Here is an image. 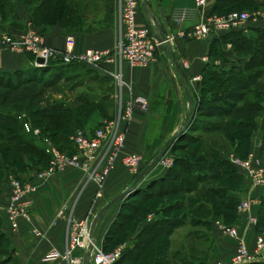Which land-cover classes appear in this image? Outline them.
<instances>
[{
  "label": "rangeland",
  "instance_id": "1",
  "mask_svg": "<svg viewBox=\"0 0 264 264\" xmlns=\"http://www.w3.org/2000/svg\"><path fill=\"white\" fill-rule=\"evenodd\" d=\"M64 3H66L65 7L62 5ZM21 8H24L23 13ZM255 8H264V0H252L248 5L237 4L232 11H251ZM139 9H142L141 0H139ZM118 10L119 0H45V2L44 0H0V27L2 24L16 25L22 13V15L31 17V22L28 21V23L32 26L20 34L11 35L18 36L28 30H34L45 37L39 27L55 24L59 21L70 33L80 31L93 32L98 28L108 29L112 24L117 26ZM260 24L262 26L258 27L248 24L243 28L239 27L237 30H233L235 33L222 35L220 41L218 40V43L214 44L212 64L216 68H231L234 65L243 66L249 59H253L246 51H236L238 46L234 48L232 39L236 33L249 35L252 38L254 47L264 49V40H262L263 38L260 39L261 36H264V21ZM1 40L3 41V39ZM257 56L262 58L263 55L258 52ZM257 60L255 59V61ZM53 66L56 67L58 65L54 64ZM60 68L55 69L54 73L63 75V78H68H64L59 82L55 90L56 93H51V97L55 101L63 102L66 106H70L73 112L81 109L80 106L73 104L78 96L82 95L84 98L91 99L92 103H90L88 109L98 111L96 106L101 105L99 98L103 94L107 95L110 93L112 85L114 87L113 91L115 90L116 84L113 83L114 81L97 78V74H92L90 70H87L86 65L84 67L82 65L76 68L73 67L69 70ZM255 70H260L261 76H259L258 83L252 86L251 90L253 92H245V95L257 100L263 106L262 114L257 119V122L262 124L264 122V64L257 66ZM94 71L97 72L96 69ZM47 75H51L49 71L46 73ZM200 84L201 81L199 80L194 83L196 86H200ZM104 105L106 107L109 105L107 107L108 114H103L100 111L96 112L97 115L95 117L99 116L97 117L98 120L104 119L103 116L106 115H108L107 117L115 115L113 111L117 107L116 104L114 108L110 102ZM19 113L21 115L26 113L32 119L29 109ZM73 119H76V123L87 131L94 130L95 127L99 126H97L98 120H90L88 114L83 117L75 115ZM203 119V123L206 121L214 123L220 121L221 118L203 116ZM56 121H59L58 118L52 119L54 125ZM69 121L71 120H65L64 123H61L67 126ZM46 123H34V125L35 128L42 129L45 128ZM76 123L67 133L72 132ZM63 124L64 128L65 125ZM17 131L23 135L21 128ZM188 133L187 135H191L190 138L177 141L180 146L174 150L170 148L166 153L174 158V164L172 165L174 174L167 180L176 185L175 189L179 193L172 192L173 190L167 193L166 191L170 187L167 188L168 183L165 182L161 183L153 191L162 190L166 194L160 195L153 200H151L153 197L149 199L148 196L151 195L152 190L147 189L149 181H146V178L148 174L139 182L129 197L119 201L107 212V218L103 217L101 219L97 232L98 244L103 247L106 245V248L110 251L123 244L126 245L123 248L122 255L125 254L123 258L121 257L122 259L119 260L118 264H192L194 263L192 257L199 259L200 256L195 253L200 248L195 241H208L209 224L212 219L214 220V215L220 216L222 211L233 212L234 207L241 203L239 194L245 175L231 164L230 158L234 155L239 157H247L249 155L244 147L247 131L241 127L236 135L232 137L212 132L214 134L211 137L208 136L207 140L204 139L206 132L202 130H192ZM27 137L29 142L30 140L32 141V146L29 145L27 154H14L12 151L9 154H4L7 146L0 141V159L4 158L7 164H12L8 166L14 168V173H9L8 177L6 176L7 183H9L10 176L19 175L16 173L20 169L33 171L44 166V153L41 150V141ZM71 144L68 138V145ZM160 160L152 169L159 167L162 170L161 176L167 175V170L164 169ZM175 160L183 164H178ZM149 161H145V165ZM185 161L187 164L184 163ZM200 163L207 167L212 165V172L202 169ZM1 167L0 165V170ZM210 174L217 175L213 177L215 180L207 179ZM137 189L142 192L140 194L135 193ZM180 189L184 191H180ZM194 189H196L194 192H189ZM197 202L198 209H200L201 202L204 203L203 210H196L195 204ZM126 225L129 226L126 227ZM120 227H123V230L115 239L108 238L112 230ZM7 249V254L11 253V247ZM5 258L6 253L0 256V264H18L14 256L9 261L2 262Z\"/></svg>",
  "mask_w": 264,
  "mask_h": 264
},
{
  "label": "crops",
  "instance_id": "2",
  "mask_svg": "<svg viewBox=\"0 0 264 264\" xmlns=\"http://www.w3.org/2000/svg\"><path fill=\"white\" fill-rule=\"evenodd\" d=\"M217 0H209L194 21L176 24L172 21V11L176 7H190L194 0H150L152 9L157 18L163 23L168 31L169 46L178 56L182 63L191 87L200 94V86L194 85L197 75H202L208 63H212L210 55L212 44L225 34L224 31H213L204 40H196L186 36L185 30L194 24L204 21L211 14L213 5ZM24 12V8H21ZM20 14L16 25H3L0 27V36L3 33L20 34L32 25L30 16ZM118 18V17H117ZM147 18L143 7L139 9L137 24H146ZM108 29L98 28L93 32L80 31L70 33L61 23L39 27L44 35L47 45L60 51L67 50V38H74L73 51L80 53L87 48L113 49L118 41V21ZM0 38V71L26 70L33 67L32 55L29 53L15 52L10 50ZM118 64L104 63L97 70L99 75L108 77L112 82L109 71L115 70ZM124 89L123 99L143 98L149 103L147 111L137 108L130 123L128 124L125 150L130 153H139L143 156V162L154 157L164 144L186 123L189 113V100L182 80L180 79L171 56L163 49L157 51L156 60L143 67H133L126 61L123 62ZM114 83V82H113ZM113 91L114 103L116 97ZM116 112V107L113 113ZM259 119V118H258ZM262 126V127H261ZM214 133L206 132L204 139ZM248 154L262 156L264 158V122H256V127L251 131L249 138ZM164 167V166H163ZM167 170V168L164 167ZM13 167H6L0 171V220L3 221L2 229L6 237L16 249L19 264H57L56 261H46L44 258L52 251H64L67 241V219L58 216L62 204L67 202V210L74 203V215L83 219L95 213L107 204L115 195L129 187L135 175L125 167L120 160L101 188L102 196L98 197L99 186L93 180L86 181L83 171L70 168L60 174L46 179H36L37 191L31 195L33 206L31 218L21 219L19 228L14 231L8 221L7 206L9 204L10 186L7 183L9 173H14ZM38 168L33 171L20 169L16 174L24 178L33 177ZM159 167L152 169L146 181L157 179L161 176ZM164 173V171H163ZM7 176V177H6ZM241 202L248 197H253L255 202L249 211L235 214L222 211L219 219H212L209 224V239L195 241L200 246L196 254L199 259L192 257L194 264H212L217 260H229L236 252L238 239L224 233L216 225V220L235 226L242 234H245L246 244L250 249L254 247V241L258 232L257 225H247L250 214L257 217L262 212L264 201V187L250 188L245 177L240 194ZM156 197H153V200ZM197 204V203H196ZM197 211H199L198 206ZM64 210V214L67 213ZM108 213H106L107 215ZM230 214V216H229ZM106 215L104 218H107ZM104 220V219H103ZM129 225H126L128 227ZM260 228H263L264 226ZM123 229L118 231V235ZM98 244V242H97ZM124 245V244H123ZM99 247L100 246L98 244ZM126 246V245H124ZM82 250H76L74 257L83 256ZM62 264H65L61 260Z\"/></svg>",
  "mask_w": 264,
  "mask_h": 264
},
{
  "label": "built area",
  "instance_id": "3",
  "mask_svg": "<svg viewBox=\"0 0 264 264\" xmlns=\"http://www.w3.org/2000/svg\"><path fill=\"white\" fill-rule=\"evenodd\" d=\"M209 0H194L190 7H176L172 11V21L182 24L194 21L202 9L207 6ZM139 13V0H119L118 10V41L113 49L87 48L80 53L73 51L74 38H67V50H57L45 42V37L34 30H28L22 35L1 34L0 38L8 48L15 52H26L33 56L32 63L37 68L50 65L82 63L92 68H98L104 63L118 64L115 70L109 72L115 87L116 112L113 118H104L93 131L77 128L69 140L76 148V152L62 151L54 144L51 138L43 137L42 130L35 128L32 121L23 113L22 120L25 132L40 138L45 145V151L50 156L48 165L40 169L32 179H22L18 176H10V197L7 206L8 221L12 230L16 231L21 219L31 218L33 200L31 195L37 191L36 179H46L60 174L70 168L83 171L86 181L93 180L99 186L98 197L102 196V187L114 170L117 161L127 167L136 175L144 168L143 156L139 153H130L125 150L128 124L133 118L134 111L139 108L147 111L149 103L143 98L123 99L125 86L123 79V62L126 61L133 67H143L156 60L157 50L160 45L153 35V29L147 18L146 24L139 26L137 16ZM264 21V8L251 11H231L224 15L210 14L204 21L194 24L185 30L186 36L204 40L213 31L230 32L248 24H258ZM41 58L44 63L37 62ZM202 75H197L194 80L201 81ZM191 86V84H190ZM190 107V105H189ZM160 163L169 168L174 164V158L165 154L160 158ZM231 164L239 169V172L248 178L249 187H264V159L260 156L249 154L247 157L232 156ZM255 199L248 197L243 200L237 209L240 212L249 211ZM67 202L62 204V209L57 213L67 219V241L64 251H52L44 260L56 261L57 264H84V258L91 246V264H116L122 256L124 245L114 250L106 251L97 244V237L91 236L92 225L97 215L79 219L74 215V203H71L67 213ZM247 225H257L258 217L250 214ZM216 225L224 233L238 239L236 252L229 260H217L212 264H251L264 262V229L256 234L254 247L250 249L242 234L235 226H230L220 220ZM76 250H82L83 256L74 257Z\"/></svg>",
  "mask_w": 264,
  "mask_h": 264
},
{
  "label": "trees",
  "instance_id": "4",
  "mask_svg": "<svg viewBox=\"0 0 264 264\" xmlns=\"http://www.w3.org/2000/svg\"><path fill=\"white\" fill-rule=\"evenodd\" d=\"M48 1V0H47ZM252 0H217L212 7L211 14L217 15H224L231 12L234 6L241 5H248ZM45 2V0H44ZM63 7L66 6V3L62 4ZM71 6V5H70ZM257 9V8H255ZM225 11V12H224ZM59 23H61L59 21ZM53 24V23H52ZM262 26L260 23L255 24V27ZM235 33V31L226 32V34ZM264 34V33H263ZM223 35V36H224ZM237 36V37H236ZM263 38V39H262ZM221 39V38H220ZM220 39H218L220 41ZM260 39L264 40V36H261ZM216 40L211 47V53L213 55V47L214 44L218 43ZM233 42L234 48L236 46V51L248 52L253 59H249L245 65L243 66H232L231 68L226 67H218L216 68L214 64L208 63L206 68L202 73V79L200 84V94L197 91L190 87L192 96H193V105L189 109V118L186 120L187 128L183 130L178 138L174 141L171 145V149L174 150L175 148L179 147L180 144L177 141L182 139H188L191 135L188 132L192 130H202L204 132H218L221 135L232 137L236 135L237 131L242 127L247 131L246 134V144L245 148L248 151L249 148V138L251 131L255 129L257 119L261 116L263 111V106L257 101L253 100L249 97H246L245 92H251L252 86L258 83L259 76H261L260 70H255V68L261 64H264V49L259 47H254L252 43V38L249 35H241L240 33H236L233 35ZM159 50V49H158ZM258 52L262 53V58L258 57ZM255 59L257 61H255ZM253 61V62H252ZM83 66L85 64L82 63H71V64H59L58 66L54 67L53 65L42 67V68H30L26 70H16V71H0V141L6 144V148L4 150V154H9L10 151L14 152V154H27L29 152V145L32 146V141L27 136L33 138L34 140L41 141L42 144V152L44 153V161L43 167L38 168V171L42 168H45L50 160V156L45 151L44 142L34 136L31 133L25 132L23 127L22 120L19 118L21 116V111L29 109V113L32 117L31 121L33 126L35 127L34 123H45V128H42L43 137H49L52 139L55 145H57L62 151H66L68 153L76 152V148L73 145H68V138L69 136L77 129L82 128L77 124V120L73 119L75 115L83 117L85 114L89 115L90 120H98L96 116V112H102L103 114L107 113V107L105 103H112L114 108V98H113V89L114 87L111 86V91L107 95L103 94L100 100V106H96L98 111H94L93 109L89 110L88 107L90 103H92L91 99L84 98L82 95L78 96L77 99L74 101L75 106H80V111L73 112L70 106H66L63 102H58L52 99L51 93H56V88L61 80L64 78L63 75L55 74V69H62V70H69L71 68H76L78 66ZM60 66V67H59ZM90 67V66H89ZM86 65V69L90 70V72L96 73L97 78L100 79H107L110 81L108 77L99 75L98 72L94 71V68H89ZM33 69V71H32ZM93 70V71H92ZM49 71L51 75H47L46 73ZM52 72V73H51ZM253 92V91H252ZM111 105V104H110ZM111 106V107H112ZM84 107V109H83ZM17 112V113H16ZM105 114V115H106ZM115 114V113H114ZM103 116V118H113L114 116L107 117ZM205 117H218L221 118L220 121L210 123L206 121L203 123ZM28 117H30L28 115ZM58 118L59 121H56L55 125L52 122L53 118ZM65 120L69 121L68 125L66 126L63 124ZM102 120V119H101ZM101 120H98L97 126L100 124ZM63 122V123H61ZM209 122V123H208ZM76 123L75 128H73L72 132H68L73 125ZM63 125L64 128H63ZM54 125V126H53ZM53 126V128H52ZM22 130L23 135L18 133V129ZM52 128V129H51ZM96 128V127H95ZM65 132H64V130ZM48 130V131H47ZM50 130V131H49ZM93 131V129L91 130ZM27 135V136H26ZM245 137V135H243ZM65 137V138H64ZM238 146V145H237ZM201 148V147H200ZM246 157V156H245ZM7 161L4 158L0 159L1 172L6 169L8 165ZM178 164H183L182 162L175 160ZM185 164L186 161L184 162ZM145 163L143 164V167ZM202 169L207 170L208 172H212L213 166L209 165L208 167L202 163H200ZM10 167V166H8ZM236 168V167H235ZM237 169V168H236ZM238 170V169H237ZM37 171V172H38ZM173 167L167 168V175H162L157 179H153L149 181L148 190L151 191V195L148 196L150 199L151 197H159L160 195L166 194L171 192L177 191L176 185L174 183L169 182V177L173 176ZM18 177L24 179L23 176L17 175ZM209 178L207 179H214L213 177L217 175H208ZM33 177L29 178L32 179ZM135 178V177H134ZM198 178V177H197ZM27 179V178H26ZM168 183V191H158L154 192L155 188H157L161 183ZM186 182V180H185ZM204 182V181H202ZM179 189V188H178ZM137 192L140 194L142 191ZM193 191L189 192H194ZM180 191H184L180 189ZM134 193V194H135ZM132 194V193H131ZM203 202H201L200 209L203 210ZM262 212L258 217L257 229L258 232L263 230L260 228L261 225L264 226V201L262 203ZM198 206L197 204H195ZM237 206L234 207L233 212L225 211L226 213H233L235 214ZM229 214V216H230ZM221 215V214H220ZM220 216H215L214 219H218ZM3 221L0 220V256L6 253V258L2 262L9 261L13 256L18 261L16 256V249L12 246V243L6 237L5 232L2 229ZM119 227V226H118ZM98 228L96 232H98ZM110 229V228H109ZM123 229L120 227L118 229H114L110 232L108 238H116L118 236V231ZM257 232V233H258ZM112 239V240H114ZM111 240V239H109ZM11 247L9 254H7V248ZM105 245L103 247L104 250L110 251L106 248ZM125 254V253H124ZM124 254L121 256L123 258ZM119 258L122 259V258ZM119 260L116 262L118 264ZM19 264V261H18ZM194 264V263H192ZM251 264H264V262H255Z\"/></svg>",
  "mask_w": 264,
  "mask_h": 264
},
{
  "label": "water",
  "instance_id": "5",
  "mask_svg": "<svg viewBox=\"0 0 264 264\" xmlns=\"http://www.w3.org/2000/svg\"><path fill=\"white\" fill-rule=\"evenodd\" d=\"M142 3V7H143V11L144 14L146 15V17L149 19V21H152V28H153V35L154 37L157 39L160 48L163 49L166 53H168L171 56L172 59V63L176 68V71L180 77V79L183 82V85L185 87L186 93H187V97L189 100V105L190 108L193 105V96H192V92L190 89V82L189 79L187 77V74L185 72V69L182 65V63L180 62L178 56L175 54V52L168 47L166 44L169 43L168 40V31L165 29L163 23L157 18L156 14L154 13V10L152 9V3L150 2V0H141ZM37 62L43 64L44 60L41 58L37 59ZM33 65V63H32ZM34 66V65H33ZM189 118V115H188ZM187 128V124L185 123L182 127V129H180V131H178V133L174 134L162 147V149L160 150V152L153 158L151 159V161H149L148 164H146L144 166V168L136 175L134 181L132 182V184L127 187L125 190L121 191L120 193H118L117 195H115L107 204H105L101 210L97 213L93 225H92V232H91V236L93 237H97V232L96 229L97 227H99V223L101 222V219L106 215V213L112 208L114 207L119 201L123 200L126 197H129L131 195V193H133V191L136 189V187L138 186L139 182L141 180H143L151 171L152 167L158 163V161L160 160L161 157H163L171 148V145L174 143V141L178 138L179 134L185 130ZM93 246H91L92 249ZM90 249V251H88L85 255L84 258V264H91V252L92 250Z\"/></svg>",
  "mask_w": 264,
  "mask_h": 264
},
{
  "label": "bare ground",
  "instance_id": "6",
  "mask_svg": "<svg viewBox=\"0 0 264 264\" xmlns=\"http://www.w3.org/2000/svg\"><path fill=\"white\" fill-rule=\"evenodd\" d=\"M150 25H151V27H152V21H151ZM152 29H153V28H152ZM167 37H168V35H167ZM168 40H169V37H168ZM166 45H167L168 47H170V46H169V43H167ZM188 79H189V78H188Z\"/></svg>",
  "mask_w": 264,
  "mask_h": 264
}]
</instances>
